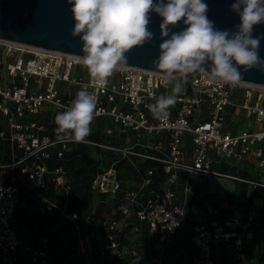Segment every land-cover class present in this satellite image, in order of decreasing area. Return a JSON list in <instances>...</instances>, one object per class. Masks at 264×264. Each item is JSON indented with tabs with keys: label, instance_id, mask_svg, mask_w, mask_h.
<instances>
[{
	"label": "built area",
	"instance_id": "2783aa9c",
	"mask_svg": "<svg viewBox=\"0 0 264 264\" xmlns=\"http://www.w3.org/2000/svg\"><path fill=\"white\" fill-rule=\"evenodd\" d=\"M0 54V117L4 119L0 139L8 140L11 149V160L0 163L7 169L0 181L1 264H14L19 249H29L11 222L21 188L39 192L52 172L56 186L71 191L66 169L58 165L50 170L43 159L51 156V146L59 145L57 157H62L75 142L43 133L44 124L37 116L46 110L55 119L82 89L97 98L94 118L103 117L120 134L129 135L126 141L117 134L120 141L83 142L114 155L95 175V191L118 195L126 203L118 215L106 214L100 220L105 235L100 257H128V263L134 264L146 257L139 248L144 246L150 264H166L168 251L188 219L193 246V252L185 254L189 264H222V247L232 250L235 264L244 262L246 237L257 232L260 206L253 203L243 213L221 215L216 193L202 190L200 184L208 175H219L264 189V85L223 84L200 73L168 83L161 71L123 64L101 87L72 53L0 39ZM177 82L182 84L177 102L168 108L165 119L156 118L151 106L161 95H171ZM135 159L152 161L154 166L131 186L123 183L118 165L127 160L139 170ZM235 165L257 172L239 175L221 170ZM158 168L164 181L145 192ZM190 197L194 202L187 215ZM52 205L80 228L77 210L67 203ZM47 242L44 237L42 247L31 249L33 264L48 263Z\"/></svg>",
	"mask_w": 264,
	"mask_h": 264
},
{
	"label": "clouds",
	"instance_id": "9594fccd",
	"mask_svg": "<svg viewBox=\"0 0 264 264\" xmlns=\"http://www.w3.org/2000/svg\"><path fill=\"white\" fill-rule=\"evenodd\" d=\"M72 5L73 36H80L82 63L97 86H105L108 78L126 63V53L152 38L148 30L149 13L162 18L160 56L156 68L171 83L177 77L200 73L211 81L239 84L241 68L264 71L259 56L261 38L253 37V26L264 23V0H235L231 9L238 13L237 31L218 30L207 17L204 0H67ZM186 26L172 33L170 26L179 22ZM210 62L209 67H205ZM182 84L177 82L171 95H161L150 111L158 119L168 116V108L177 102ZM97 98L86 89L77 92L70 107L55 116L59 139L84 142L96 112Z\"/></svg>",
	"mask_w": 264,
	"mask_h": 264
},
{
	"label": "rangeland",
	"instance_id": "374dc122",
	"mask_svg": "<svg viewBox=\"0 0 264 264\" xmlns=\"http://www.w3.org/2000/svg\"><path fill=\"white\" fill-rule=\"evenodd\" d=\"M0 54V58H1ZM46 110L42 111V120H47L45 117ZM40 113V114H41ZM244 127H241L240 130H242ZM90 134H96L104 139L111 140V141H120L121 137L128 140V134L121 132H118L115 130L114 126L110 124L107 120H105L103 117L100 118H94L90 125ZM117 134H120L121 137H118ZM75 150H79V147L75 144L71 145V151L66 156V165L68 168L66 177L68 181L72 185V190L70 192H67L64 188L60 187L59 189L55 188V185L53 183V173L50 172L48 175V187L45 189V193L50 195L52 198L56 199L58 202L66 203L70 199H74L75 201H78L79 203L84 200L85 193L84 192V186L88 183L89 179L92 177V165L88 164L86 161V157L81 159L80 155H77V158H73V152ZM8 151V144L5 142H0V160H3L6 157V153ZM80 158V160H79ZM45 160V159H43ZM104 167V164L100 166V169ZM251 167V166H250ZM222 170L224 172H230L235 174H241L245 175L247 174L246 169H244V165H235V166H224L222 167ZM250 173H256L257 169L252 168V170H249ZM5 172L0 169V179L4 178ZM204 181L201 182V188L204 191H211L216 193V197L221 203V205L224 208H228L232 204H236L239 206V211L242 210V208L249 207L251 204L254 203L252 201L253 197H247L246 192L244 188H246L248 185L243 184L239 182L236 179L219 176V175H208L203 178ZM249 188V186H248ZM243 192H245V195H243ZM241 197V199L236 202V198ZM263 198L256 197L255 198V204H261ZM39 203L36 199H31V203ZM112 199L108 198L106 199V202H102L104 212L105 214H109L110 210L112 209L111 206ZM40 204V203H39ZM21 207L18 212L23 213V209H27L28 212V206H22V203H20ZM33 207H35L34 204ZM43 209V208H41ZM38 215L41 213H45V210L39 211L38 209ZM52 216V222H45L43 221H34L31 220H25V224H23L19 218H15L13 221L16 223L17 226H21L19 228L21 236L27 240L26 242L31 243L33 246H39L42 244L41 240L43 236H45L48 233H51L49 236L50 243H49V260L47 264H65V258H71V264H113L110 259H91L88 256V252L86 250V255L84 254L82 248L86 249L85 247V241L88 240V236L80 235L76 236L74 227L72 224L67 223L66 221L62 220L61 217L56 215V213H51ZM43 217V215H41ZM28 218H31L29 215ZM260 224V228L264 231V211L258 212V219ZM49 223V224H48ZM52 223V224H50ZM53 230V231H52ZM30 233H37L35 235H30ZM261 233V232H260ZM78 235V234H77ZM263 236V235H262ZM260 244L264 245V239L260 241ZM245 250L246 252L251 251V249L255 248V244L253 242V237L249 235L246 237L245 241ZM76 255V256H74ZM225 260H223L227 264H231V259L233 257V252L230 249L225 250ZM81 257L82 259L78 261V257ZM259 264H264V256L258 257L257 259ZM2 263V255H0V264ZM16 264H31L29 261V255L25 254L21 257L20 261Z\"/></svg>",
	"mask_w": 264,
	"mask_h": 264
},
{
	"label": "water",
	"instance_id": "95a60500",
	"mask_svg": "<svg viewBox=\"0 0 264 264\" xmlns=\"http://www.w3.org/2000/svg\"><path fill=\"white\" fill-rule=\"evenodd\" d=\"M204 2L208 5L207 17L216 29L237 31L240 17L231 9L235 0ZM71 7L67 0H0V39L83 56L80 36L72 35L74 20ZM149 18L148 30L153 34L152 38L127 52L124 65L161 71L154 62L160 56V44L164 39L159 27L162 18L154 12L149 13ZM185 27L182 21L170 26L169 37ZM252 36L264 37V23L253 26ZM258 51L260 58L264 59V38L260 40ZM209 66L210 62L205 65ZM241 72L242 81L264 85V71L251 68L244 72L241 68Z\"/></svg>",
	"mask_w": 264,
	"mask_h": 264
},
{
	"label": "trees",
	"instance_id": "16d2710c",
	"mask_svg": "<svg viewBox=\"0 0 264 264\" xmlns=\"http://www.w3.org/2000/svg\"><path fill=\"white\" fill-rule=\"evenodd\" d=\"M43 111V110H42ZM51 115V111H47L45 114V117L47 120H42V113L38 114L37 118L40 120L41 123L44 124L46 131L45 133H50V132H54L56 130V124H55V119H51L50 117ZM100 118V117H98ZM94 119V118H93ZM106 120V119H105ZM109 122V121H108ZM111 124V123H110ZM3 124H0V128H2ZM85 139H90L93 141H107V139H104L96 134H89ZM111 141V140H108ZM107 141V142H108ZM1 142V140H0ZM71 144V143H70ZM75 144H77V146L79 147V150H75L73 152V158H77V155L80 154L81 159H83L84 157H86V161L88 162V164L92 165V177L89 179L88 183L84 186V192L85 193V197L84 200L82 202H78L75 201L74 199H70L67 201V205L70 209H75L79 212V220L81 222V226L79 229L76 228L75 223L71 222L70 220L63 218L60 214V211L58 209V207H51V213H56V215H58L59 217L62 218V220L66 221L67 223H70L73 225L74 227V231H75V235L78 237L80 235H87L88 236V240L85 241V248L84 249V254L86 255V250L88 252V256L93 260V259H110L111 262L113 264H129L128 263V257L119 259L117 257H100L99 255V250L101 248V246L103 245L104 241H105V235L101 229L102 226H100V220L101 218L106 215L105 212L103 211V205L102 202H106V199L111 198L112 199V209L110 210L109 214H116L118 215L122 209V207L126 204L125 201L119 197L118 195H114V194H101L95 191V189L93 188L92 185V181L95 177V175L97 174V172L103 170L104 168H106L111 160L114 158V155L104 149H101L97 146H93L91 144L88 143H83V142H75ZM59 148V145L54 146V150H50V154L51 156L49 158L45 159V163L48 165L49 169L52 170L54 169L55 166L58 165H62L66 171H68L67 165L65 163L66 156L68 155V153L71 151V149H68L65 151L64 156L62 157H57V150ZM9 151V149H8ZM10 155V151L8 152V156ZM11 160V157H7L5 159H3V163L9 162ZM80 160V158H79ZM134 161L136 162V165H138L139 170H137L131 163V161H121L119 163V167L121 169V177L123 179V183H129V185L134 186L135 184H137L141 179V178L145 172L147 171V169L149 167H153L154 163H152V161L149 160H144V161H140L135 159ZM104 164V167L102 169H100V166ZM222 170V168H221ZM223 171V170H222ZM50 173V172H49ZM49 173L46 175V181L47 184L46 186H48V175ZM230 173V172H227ZM230 174H235V173H230ZM241 175V174H239ZM6 177V174H4V178ZM154 181L153 183H151L149 186H147L146 189H144L145 192H148L150 189L152 188H158L159 187V182H163L164 181V174L162 172V170L160 168L157 169L156 175H154ZM2 179H0V181H2ZM54 183V181H53ZM255 191L254 194L257 195L258 189H261L260 187H255ZM263 189V188H262ZM71 190H72V185H71ZM31 192L27 189H25L24 187L21 188V191L19 193V202L15 208V212L14 215L12 217L11 222L13 223V225L15 226V228L18 230V232L20 233L19 226L16 225V223H14V219L17 217H20V220L23 224H25V220L26 218L23 216L26 212L27 209H23V213L22 212H18L21 205V200L24 198H27V200L31 201L32 196L30 195ZM263 194V193H262ZM243 195H245V192H243ZM37 196V195H36ZM49 197V196H48ZM254 198V195L250 196V198ZM252 198V199H253ZM194 202V198L190 197L189 201H188V209H187V215H189L192 212V203ZM23 206V205H22ZM223 210V206H221V212ZM233 213H242L240 211L237 212H233ZM232 214V213H231ZM52 216V214H51ZM52 222V221H51ZM49 224V223H48ZM52 224V223H50ZM191 222L188 221V219L185 220L180 233L177 235L172 247L170 248V250L168 251L167 254V259H166V264H189V262L185 259V254H190L193 252V246L190 244V236H191ZM260 226L257 229V232H259L260 230ZM255 232L253 235H251L253 237V242H254V235H256ZM78 234V235H77ZM262 235V234H261ZM21 236V234H20ZM137 235H134V237ZM139 236L142 237V240L145 239L147 240V235L145 233H141ZM21 238L23 239L25 245L29 246V249H24L21 248L18 251V257L17 260L14 264L18 263L21 259V257L25 254L29 255V261L31 262V264H33V262L31 261V254L32 251L31 249L33 248H39L43 246V238L41 240L42 244L37 246H33L31 243L26 242L27 240H25L22 236ZM138 238V237H135ZM50 239L48 238V242L46 243L47 249H48V254L50 253L49 250V243H50ZM256 242H254L255 244ZM140 251L145 254L146 257L142 258L141 261H138L134 264H150V260L148 259L150 252L149 250H147L146 247L144 246H139ZM184 249L183 253H180L181 249ZM225 248L222 247L221 248V257L222 260H225ZM244 253H245V260L242 264H250L248 263V258L246 255V250L244 249ZM76 256V255H74ZM82 258L79 256L78 257V261H80ZM65 264H71V258H65L64 259ZM186 260V261H184ZM224 262V261H223ZM224 264V263H222Z\"/></svg>",
	"mask_w": 264,
	"mask_h": 264
},
{
	"label": "crops",
	"instance_id": "0c3cea01",
	"mask_svg": "<svg viewBox=\"0 0 264 264\" xmlns=\"http://www.w3.org/2000/svg\"><path fill=\"white\" fill-rule=\"evenodd\" d=\"M0 124L4 125L3 117H0ZM45 131H46V128H45L43 133H45ZM45 134H49L53 138L57 136L56 131L50 132V133L48 132V133H45ZM0 140H1V142H5V143L8 144V149L10 151V155L9 156L11 157V149H10V146H9V142H7L8 140H5V139H0ZM73 144H75V143L69 144L68 149H71V145H73ZM75 145H77V144H75ZM54 146H56V145H54ZM54 146H51L49 150H51V151L54 150ZM9 151H7L6 157H9L8 156V152ZM19 154H20V152H19ZM78 155H80V154H78ZM0 163H3V160H0ZM245 168L246 167L244 166V169ZM0 169H2L5 172V174H7V169H4V168H0ZM246 172L248 174V171H246ZM54 185H55L56 191H57V189H59L61 187V186H58V185L56 186L55 183H54ZM47 187L48 186H46L44 189L39 190V192H36V193L35 192H31V194H30L32 196L31 199H33V198L36 199L40 204L39 203H35V202L31 203V201L27 200V198H24V199L21 200V203H22L23 206H26V208H27V206L29 207L28 208V212L26 210L25 214L23 215L26 218V220H29V221L33 220V222L34 221H43V220H45V222H51L52 221V218H51V207H54L52 205L53 202L58 204V205H63L64 204V203L58 202L56 199H54L50 195L46 194L44 191H45V189ZM200 187H201V184H200ZM260 188L261 189L257 190V192H258L257 195L254 194V191H255L256 188L251 189L250 187L248 188V186L246 188H244L247 197H250L251 195H254V198L252 200V201H254V203H255V198L256 197L264 199V189H262V187H260ZM240 199H241V197L239 196L235 200H236V202H238ZM261 201H262L261 204H257V205L260 206L258 211H257V219H258V212L264 211V200H261ZM31 204H34L35 207H33V205H31ZM41 208H43V209H41ZM237 208H239V206L236 205V204H232L228 208H224L223 207L221 215H229V214H231L233 212H237V211H239V209H237ZM246 208L247 207L242 208V210L240 212L243 213ZM38 209H39V211L45 210V213H41V214L38 215V213H37ZM29 215L31 216V218H28ZM41 215H43V217H41ZM259 224H260V222H259ZM35 234H37V233H30V235H35ZM50 235H51V233H48L45 236H43V238L44 237L49 238ZM262 239H264V231L262 229H260L259 232H257L256 235H254V242H256L255 243V248L251 249V251H249V252H246V255H247V258H248V263H250V264H259L258 261H257L258 257L264 256V245L260 244V241H262ZM82 250L84 251V248H82ZM222 263L227 264V263H225L223 261H222ZM231 264H235L234 257H232V259H231Z\"/></svg>",
	"mask_w": 264,
	"mask_h": 264
},
{
	"label": "bare ground",
	"instance_id": "6f19581e",
	"mask_svg": "<svg viewBox=\"0 0 264 264\" xmlns=\"http://www.w3.org/2000/svg\"><path fill=\"white\" fill-rule=\"evenodd\" d=\"M78 57H82L81 55H77Z\"/></svg>",
	"mask_w": 264,
	"mask_h": 264
}]
</instances>
